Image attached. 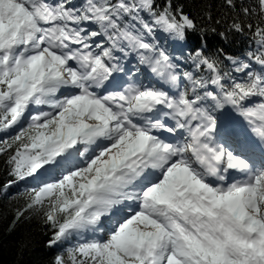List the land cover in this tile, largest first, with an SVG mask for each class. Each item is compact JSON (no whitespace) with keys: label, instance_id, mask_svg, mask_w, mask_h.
<instances>
[{"label":"snow or ice","instance_id":"snow-or-ice-1","mask_svg":"<svg viewBox=\"0 0 264 264\" xmlns=\"http://www.w3.org/2000/svg\"><path fill=\"white\" fill-rule=\"evenodd\" d=\"M240 15L252 50L185 59L174 0H0V192L54 264H264V0Z\"/></svg>","mask_w":264,"mask_h":264},{"label":"trees","instance_id":"trees-1","mask_svg":"<svg viewBox=\"0 0 264 264\" xmlns=\"http://www.w3.org/2000/svg\"><path fill=\"white\" fill-rule=\"evenodd\" d=\"M236 8H229L225 0H174L186 14L194 18L197 27L188 30L197 37L210 36L216 46L214 51L229 50L241 46L243 39L253 43L251 32L238 33L232 30L233 20L240 22V9L251 0H234ZM243 19H247L244 17ZM243 41L242 49H245ZM6 166L0 159V179H6ZM27 197H5L0 192V264H54L57 248L49 242L53 230L44 222L39 211H26L17 218V212L25 207Z\"/></svg>","mask_w":264,"mask_h":264}]
</instances>
